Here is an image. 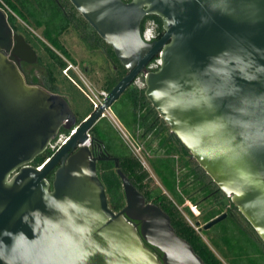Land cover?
Listing matches in <instances>:
<instances>
[{"label": "water", "instance_id": "water-1", "mask_svg": "<svg viewBox=\"0 0 264 264\" xmlns=\"http://www.w3.org/2000/svg\"><path fill=\"white\" fill-rule=\"evenodd\" d=\"M69 1L128 74L78 125L64 97L26 82L20 63L38 55L0 9V264H205L118 158L79 147L140 76L170 135L264 242V0ZM150 15L163 22L159 40L141 31ZM74 127L44 167L32 165ZM102 160L115 162L123 184L119 212L97 173ZM226 217L196 226L209 230Z\"/></svg>", "mask_w": 264, "mask_h": 264}, {"label": "trees", "instance_id": "trees-1", "mask_svg": "<svg viewBox=\"0 0 264 264\" xmlns=\"http://www.w3.org/2000/svg\"><path fill=\"white\" fill-rule=\"evenodd\" d=\"M0 9L6 13L12 29L24 35L26 41L36 51L38 63L45 72L43 80L45 89L61 95L69 102L78 125H81L86 117L94 112V108L75 80L77 75L69 68L70 63H74L62 41V36L74 31L89 50L101 52L105 57L107 73L102 86L103 90L110 92L128 74L113 48L98 35L69 0H0ZM18 20L25 22L28 27L23 26ZM148 21L155 23L156 36L160 39L164 34L162 20L154 15L146 16L141 25L142 33ZM27 22L33 26L31 27ZM29 28L42 29V37L37 36ZM157 59L158 57H155L149 65ZM66 69L70 71L71 75H68L76 83L63 74ZM139 78L144 82L142 76ZM112 110L126 130L133 137L144 142L147 149H151L152 142L157 141L160 147L167 146L168 155L173 153L178 155V159L167 157L160 159L161 162L159 160L154 163V167L160 172L166 170L170 175L169 178H163L172 182L171 185L164 182L163 187L168 194L161 187L153 185L150 173L107 118H102L90 131L93 154L118 158L119 169L148 202L157 205L169 215L177 235L193 247L205 264H253L257 258L264 262V242L232 203L230 207H226L221 202L224 197L222 191L204 170L190 159L189 150L180 140L170 136V129L147 101L145 86L140 87L137 81L132 83L114 103ZM68 132L62 129L60 134H68ZM56 153L48 148L44 154L33 161L32 165L39 167L47 159L53 158ZM181 165L186 170L178 178L176 168ZM97 173L105 185L111 209L115 212L121 211L126 205V198L115 162L113 160L99 161ZM201 188L204 194L193 196L194 190ZM210 192L213 195L208 197ZM187 201L199 209L198 216L194 215L188 205L184 209L181 208ZM185 210L192 217L194 226L188 221ZM223 213H227L226 219L221 222L222 225L225 224L224 232L213 236L209 234V240L221 253L220 256L204 239L205 230L197 229L196 224L200 222L205 225ZM259 255L261 256L258 257Z\"/></svg>", "mask_w": 264, "mask_h": 264}, {"label": "rangeland", "instance_id": "rangeland-1", "mask_svg": "<svg viewBox=\"0 0 264 264\" xmlns=\"http://www.w3.org/2000/svg\"><path fill=\"white\" fill-rule=\"evenodd\" d=\"M18 21L23 26L28 27L25 22H22L21 20H18ZM28 25H30L31 27L33 26L30 23H28ZM33 29L34 30H31V29L30 30L33 31L37 36L42 37V29H39V30L36 28H33ZM147 30L151 31L152 37H156V25L154 24L153 21L147 22L144 32H146ZM62 41L71 54L72 62L74 63V64L70 63L71 64V70L77 75V79H75V80L77 81L79 86L83 90H85L86 93L89 95H91L90 89L94 92H101L103 90L102 86L106 80V73H107V64H106L105 57L101 54V52H94V51L89 50L86 47V45L82 42V40L79 38L77 33H75L74 31L67 32L65 35H63ZM152 66H154V64ZM69 67H70V65H69ZM67 73L70 74V71H68ZM63 74L65 75L64 72H63ZM137 85H139L140 87L144 86L141 79L137 80ZM92 98H93V96H92ZM111 110H112V108H111ZM112 112H113V110H112ZM114 115H115V113H114ZM61 135L62 134H60V136ZM60 136L58 135V137L56 138V140L54 141L53 144L57 143ZM134 139L136 141H138L140 146H141V149H142L141 155L143 156V159L146 162V169L150 173V177L152 178L153 185L161 187L163 189V191L165 193H167L166 189L163 187L164 182L166 184H170V185L172 184V182H171V180L169 181L168 179L163 180V178L164 177L169 178L170 175L166 170L164 172H160L157 168L154 167L155 166L154 163L156 161H159L160 159H166L167 157H170V156H171V158L175 157L176 159H178L179 158L178 155L175 154L173 156L174 153L168 155L167 152H165V150H168V148H166L165 150L159 148L160 146L155 141L152 142L151 149H147L144 142L140 141L137 137H135ZM170 152H173V151H170ZM158 156H159V159L157 158ZM160 162H161V160H160ZM181 166H178V170L176 168V173L178 175V178L181 176V173L185 172V170H186L183 166L182 167ZM178 185H179V183H178ZM181 187H182V185H181ZM181 187H180V190H181ZM187 205L189 207L192 205V208L194 209V210H192V212L194 213V215L198 216L200 214L199 209L196 206H194L190 201H187L184 204V206H181V208L184 209L185 206H187ZM185 212H186V210H185ZM186 215H187V218L190 219L191 222L194 224L192 217L190 215H188L187 212H186ZM221 222L217 223L216 225L211 227L209 230L204 231V239L210 245L213 246V249L220 256H221V253H219V251L216 248H214V245L209 240V234H210V236L211 235L213 236V235L218 234L219 232L223 233L225 230V226H224L225 224L222 225ZM203 225L204 224L200 223V227H202ZM197 229H201V228L197 227ZM260 256L261 255H259L258 257H260ZM253 264H264V262H262V260L260 258H257L255 263H253Z\"/></svg>", "mask_w": 264, "mask_h": 264}, {"label": "built area", "instance_id": "built-area-1", "mask_svg": "<svg viewBox=\"0 0 264 264\" xmlns=\"http://www.w3.org/2000/svg\"><path fill=\"white\" fill-rule=\"evenodd\" d=\"M6 7V6H5ZM9 11L10 9L8 7H6ZM155 24V23H154ZM144 37L146 38V40L148 41H151L153 40L155 37H152L151 35V38H147L146 37V32L144 33ZM154 64V66H152ZM153 64L149 65V68L151 70H154V69H157L160 65V60L157 59ZM71 68V64H70V67ZM68 69L64 70V73L66 76H68L74 83H76L69 75H68ZM82 89V88H81ZM90 89V88H89ZM82 91L84 92V94H86V96L88 97V99L90 100V102L92 103L93 105V108H94V111L96 109H98L102 104H103V101L104 99L107 97L108 95V92L106 90H102L101 92H94L90 89V94H87L85 90L82 89ZM102 118H107L110 120V122L115 126V128L119 131L120 135L122 136V138L124 139V141L128 144V146L130 147V149L132 150L133 154L141 161L142 165L146 168V162L144 161L143 159V156L141 155V146L139 144L138 141H136L133 137L127 130L126 128L122 125V123L118 120V118L114 115V113L112 112L111 109L109 110H105V112L101 115ZM77 131V127H74L72 128L68 134H62L60 136V138L58 139L57 143L53 144L54 140L49 148L52 149L53 151H60L62 149V147L68 142V140L70 139V137L75 134ZM88 140L83 143V144H79V147H82V146H85L87 143V147L91 148V134L88 133ZM50 160L47 159L42 165H40L39 169H41L42 167H44L46 165V163ZM177 170H178V166H177ZM179 174V173H178ZM191 210H194L192 208V205L190 206ZM188 219V218H187ZM188 221L194 226V224L191 222L190 219H188Z\"/></svg>", "mask_w": 264, "mask_h": 264}, {"label": "flooded vegetation", "instance_id": "flooded-vegetation-1", "mask_svg": "<svg viewBox=\"0 0 264 264\" xmlns=\"http://www.w3.org/2000/svg\"><path fill=\"white\" fill-rule=\"evenodd\" d=\"M17 33H19V32H17ZM19 34H21V33H19ZM153 40H159V39L156 36ZM20 70L22 71V73H23V75H24V77L26 79V82L28 84H30V85H39V86H43L44 87V81L43 80H44L45 72H44L43 68L39 65L38 61L35 62V63L21 62L20 63ZM171 137H174V136H171ZM57 167L55 169H57ZM51 177H52V180H53V175H51ZM202 194H204L202 188L194 190V192H193V196H195V197L196 196H201ZM210 195H213V193L210 192L208 197H211ZM224 197H225V195H224ZM224 197L221 199L222 203H223ZM230 206H231V202L226 207H230Z\"/></svg>", "mask_w": 264, "mask_h": 264}, {"label": "bare ground", "instance_id": "bare-ground-1", "mask_svg": "<svg viewBox=\"0 0 264 264\" xmlns=\"http://www.w3.org/2000/svg\"><path fill=\"white\" fill-rule=\"evenodd\" d=\"M146 37L147 38H151V31L150 30H147L146 31ZM88 145V143L85 145V146H87ZM83 147V146H82Z\"/></svg>", "mask_w": 264, "mask_h": 264}, {"label": "crops", "instance_id": "crops-1", "mask_svg": "<svg viewBox=\"0 0 264 264\" xmlns=\"http://www.w3.org/2000/svg\"><path fill=\"white\" fill-rule=\"evenodd\" d=\"M155 142H157V141H155ZM157 143H158V142H157ZM158 145H159V143H158ZM166 147H167V146H166ZM166 147H165V145H164V146H162V147H159V148H161V149H164V150H165V149H166ZM165 152H166V150H165ZM167 152H168V151H167ZM158 153H159V152H158ZM158 153H157V154H158ZM174 155H175V154H173V156H174ZM170 157H171V156H170ZM157 158L159 159V156H158ZM161 158H162V157H161ZM172 158H173V157H172Z\"/></svg>", "mask_w": 264, "mask_h": 264}]
</instances>
